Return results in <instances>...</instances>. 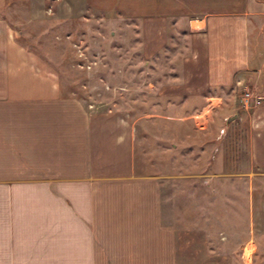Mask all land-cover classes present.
Masks as SVG:
<instances>
[{
	"label": "crops",
	"instance_id": "0c3cea01",
	"mask_svg": "<svg viewBox=\"0 0 264 264\" xmlns=\"http://www.w3.org/2000/svg\"><path fill=\"white\" fill-rule=\"evenodd\" d=\"M82 1L133 20L147 59L183 38L167 95L218 107L251 90L237 119L264 216V0ZM13 12L0 0V264H221L163 221L157 179L134 171L131 115L63 96L57 72L15 38Z\"/></svg>",
	"mask_w": 264,
	"mask_h": 264
},
{
	"label": "rangeland",
	"instance_id": "374dc122",
	"mask_svg": "<svg viewBox=\"0 0 264 264\" xmlns=\"http://www.w3.org/2000/svg\"><path fill=\"white\" fill-rule=\"evenodd\" d=\"M10 1L15 38L57 72L63 96L131 115L134 171L157 179L163 221L185 233L179 243L190 230V245L204 246L209 262L264 264L260 174L247 172L240 93L218 107L167 95L162 87L186 48L178 33L150 60L133 20L93 12L82 0ZM191 106L198 108L187 112Z\"/></svg>",
	"mask_w": 264,
	"mask_h": 264
},
{
	"label": "built area",
	"instance_id": "2783aa9c",
	"mask_svg": "<svg viewBox=\"0 0 264 264\" xmlns=\"http://www.w3.org/2000/svg\"><path fill=\"white\" fill-rule=\"evenodd\" d=\"M252 97L251 90H246L240 95V101L243 103L244 106L248 107L250 106V99ZM211 102V101H210ZM212 104V102H211Z\"/></svg>",
	"mask_w": 264,
	"mask_h": 264
},
{
	"label": "water",
	"instance_id": "95a60500",
	"mask_svg": "<svg viewBox=\"0 0 264 264\" xmlns=\"http://www.w3.org/2000/svg\"><path fill=\"white\" fill-rule=\"evenodd\" d=\"M235 117H236V116L233 115V116L229 117V118L227 119V121H231V120H233Z\"/></svg>",
	"mask_w": 264,
	"mask_h": 264
}]
</instances>
